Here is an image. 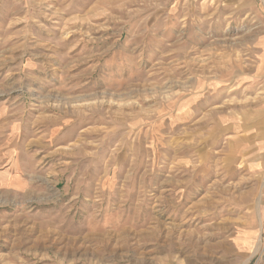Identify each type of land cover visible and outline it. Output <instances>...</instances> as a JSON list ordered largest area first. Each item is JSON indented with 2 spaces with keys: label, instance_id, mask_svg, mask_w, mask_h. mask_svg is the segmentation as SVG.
<instances>
[{
  "label": "rangeland",
  "instance_id": "rangeland-1",
  "mask_svg": "<svg viewBox=\"0 0 264 264\" xmlns=\"http://www.w3.org/2000/svg\"><path fill=\"white\" fill-rule=\"evenodd\" d=\"M264 1L0 0V264H264Z\"/></svg>",
  "mask_w": 264,
  "mask_h": 264
},
{
  "label": "crops",
  "instance_id": "crops-1",
  "mask_svg": "<svg viewBox=\"0 0 264 264\" xmlns=\"http://www.w3.org/2000/svg\"><path fill=\"white\" fill-rule=\"evenodd\" d=\"M260 1H262V0H260ZM263 1H264V0H263ZM251 126H252V128L250 129V132H251L252 130L255 131V128H254V127H255V126H258V128L256 129V132H258V133H259V132L262 133V129H263V127H264V124L259 125L258 122H257L256 124H254V125L252 124Z\"/></svg>",
  "mask_w": 264,
  "mask_h": 264
}]
</instances>
